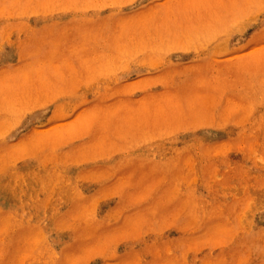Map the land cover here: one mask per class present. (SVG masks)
I'll use <instances>...</instances> for the list:
<instances>
[{
	"label": "rangeland",
	"instance_id": "374dc122",
	"mask_svg": "<svg viewBox=\"0 0 264 264\" xmlns=\"http://www.w3.org/2000/svg\"><path fill=\"white\" fill-rule=\"evenodd\" d=\"M0 264H264V0H0Z\"/></svg>",
	"mask_w": 264,
	"mask_h": 264
}]
</instances>
